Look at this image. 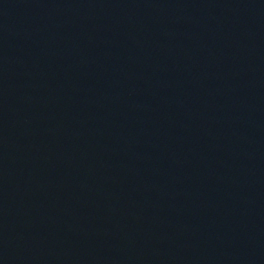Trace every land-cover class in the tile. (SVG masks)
Returning <instances> with one entry per match:
<instances>
[{
	"label": "water",
	"instance_id": "95a60500",
	"mask_svg": "<svg viewBox=\"0 0 264 264\" xmlns=\"http://www.w3.org/2000/svg\"><path fill=\"white\" fill-rule=\"evenodd\" d=\"M136 264H264V0H45Z\"/></svg>",
	"mask_w": 264,
	"mask_h": 264
}]
</instances>
